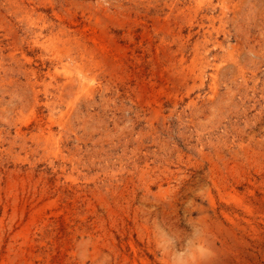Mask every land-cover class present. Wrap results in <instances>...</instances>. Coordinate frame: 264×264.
I'll use <instances>...</instances> for the list:
<instances>
[{"label": "rangeland", "instance_id": "374dc122", "mask_svg": "<svg viewBox=\"0 0 264 264\" xmlns=\"http://www.w3.org/2000/svg\"><path fill=\"white\" fill-rule=\"evenodd\" d=\"M212 255L264 264V0H0V264Z\"/></svg>", "mask_w": 264, "mask_h": 264}, {"label": "bare ground", "instance_id": "6f19581e", "mask_svg": "<svg viewBox=\"0 0 264 264\" xmlns=\"http://www.w3.org/2000/svg\"><path fill=\"white\" fill-rule=\"evenodd\" d=\"M71 38V37H70ZM216 250V249H215ZM215 255V254H214ZM218 256V255H217ZM221 260V259H220ZM220 260L218 259V257L216 258V257H214L213 255H212V257H209V258H207L205 261V263L204 264H220Z\"/></svg>", "mask_w": 264, "mask_h": 264}]
</instances>
